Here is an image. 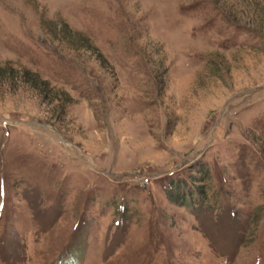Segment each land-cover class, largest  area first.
I'll return each instance as SVG.
<instances>
[{"label":"rangeland","instance_id":"1","mask_svg":"<svg viewBox=\"0 0 264 264\" xmlns=\"http://www.w3.org/2000/svg\"><path fill=\"white\" fill-rule=\"evenodd\" d=\"M0 66V264H264V0H0Z\"/></svg>","mask_w":264,"mask_h":264},{"label":"trees","instance_id":"2","mask_svg":"<svg viewBox=\"0 0 264 264\" xmlns=\"http://www.w3.org/2000/svg\"><path fill=\"white\" fill-rule=\"evenodd\" d=\"M7 68H5V67H2V66H0V80L3 78V77H5V76H9V74H10V72L9 73H7L8 71L6 70ZM10 69H12V71H14V72H16V73H18L17 75H16V77H18V78H21V79H23L24 77L25 78H27L29 81H31L32 83H31V85H32V87H34V89H39V88H41L42 86H41V84L39 83V81H40V77H39V75L38 74H31V75H33V76H29V75H27V74H20L21 72H20V69H15V68H10ZM7 71V72H6ZM28 73H30V72H28ZM12 76H14V75H12ZM45 85H48V82H43ZM198 179H194V182H196ZM201 188H202V191L203 192H205V190H206V186L205 185H201L200 186Z\"/></svg>","mask_w":264,"mask_h":264}]
</instances>
